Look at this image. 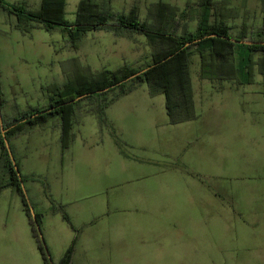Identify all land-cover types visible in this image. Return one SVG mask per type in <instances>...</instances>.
<instances>
[{"label": "rangeland", "instance_id": "1", "mask_svg": "<svg viewBox=\"0 0 264 264\" xmlns=\"http://www.w3.org/2000/svg\"><path fill=\"white\" fill-rule=\"evenodd\" d=\"M81 1H65L63 17L65 21H75L76 11ZM92 1L95 3L97 12L121 15L129 14L135 9L140 20L148 23L156 22L157 12L163 3L166 8L171 9L177 15L175 19L179 23L180 34L184 30L195 32L199 24L198 4L200 0ZM214 1L216 2L215 8H217L215 14L223 12L231 27L232 36L238 37L246 29L247 37H249L252 33H259L264 29V0ZM41 8L42 5L36 11ZM0 11L5 10L0 8ZM1 19L0 12V24ZM6 19L10 23L11 18L6 16ZM214 19L215 16L211 18V21L213 22ZM29 23L30 21H26L24 25L29 27ZM0 31L7 32L10 38L16 36L14 31H10L9 28L5 30L2 25H0ZM25 31L27 32H23L26 36L23 38L24 43L0 41L2 48L0 92L3 99L0 114L5 120L7 115H10L13 104L21 105L26 102L34 106L32 105L34 102L44 100L43 97L49 94L43 92L41 87L49 92L51 89L49 85L54 84L53 80L57 85L56 93L65 87L69 89L88 87L92 81L98 79V74L102 70L113 72L124 65L139 69L151 63L154 53L147 38L140 34L128 32L118 34L105 30L90 31L81 35L77 45L74 46L66 30L60 27L51 31L45 29ZM3 36L0 33V38ZM48 44L54 46L56 51L49 49ZM10 48L13 50L10 51ZM255 58H258V55ZM190 63L192 112L197 120L202 121L201 125L194 124V129L200 131V136L192 137L186 124L177 128L164 129L163 137L176 151L181 150L180 156L184 154L187 142L191 144L190 151L183 157H179L178 162L184 172V176H181L184 181V194L186 197L199 196L203 200L197 205L199 210H195L194 213L185 211L184 215L182 212L177 215L169 214L167 235H165L164 221V235L153 234L147 239L137 236L135 242L146 245L150 249L146 253L147 257L140 254L139 257H134L129 261H120L118 264H264L261 261L264 258H257L258 255H264V248L260 249L263 245L254 243L250 246L243 241L240 236L242 226L240 219L226 211H221L219 207L205 200L212 197L214 193H218L216 191L223 195V191L227 192L228 195L239 200L256 195L257 188H264L255 184L259 179L247 180L248 175L245 172L242 173L240 169L244 159L242 151H244L246 162V159H250L248 152L253 149L258 150L257 141L264 140V75L261 74L259 67L255 66L251 84H241L242 81L247 80V77L240 75L223 81H211L200 77V59L197 55L191 58ZM127 87L132 88L130 95L121 99L119 103L111 104L112 106L106 110L107 125L112 126L109 121L119 116L154 115L159 122L163 121L166 116L168 117L165 109L166 98L163 94H151L149 85L146 83H134ZM145 89L148 92H144ZM53 93L55 92L50 94L51 97ZM96 94L97 92L92 93L94 97ZM117 96L118 90L110 91L103 96V101L109 102ZM150 98L153 103L152 110L148 104ZM97 103V98L85 97L77 106V111L81 113L79 116L83 121V127L79 133L89 142L94 141L97 135L101 137L105 134L104 126L100 127L92 117L95 115L90 112ZM181 115L186 114L183 112ZM143 127L145 128L146 125ZM247 128H249L248 131H246ZM119 131L116 129L115 134L119 140L124 142L122 133L119 134ZM140 131L141 126L138 124L132 129L133 133ZM151 144L152 146L148 147L147 156L155 159L163 146L155 140ZM162 150L165 151V147ZM260 154L263 156V153ZM258 156L257 152L255 160ZM258 164L256 162L255 166L260 169ZM259 171L262 176L264 170ZM19 172L22 175L20 167ZM168 178L170 181L177 179L176 174H170ZM179 181L182 180L179 179ZM30 187L31 184L25 180L24 188L29 198L34 196V191ZM179 187L182 188V185L180 184ZM29 189L30 193H28ZM12 190L6 188L0 191V264H14L13 256L16 255L10 246L12 235H5L3 230L6 228L2 225V219H8L12 225L15 223L18 205L23 203L21 196ZM180 191L182 192V189ZM155 194L156 188L153 190V195ZM233 206L238 208L241 204ZM2 212L5 213L2 215ZM41 232L45 242L42 228ZM237 234L239 236H236ZM111 237L112 235L108 237V243ZM103 239L104 237L99 241L103 242ZM162 239L164 249L165 245L167 246V252L164 251L163 260L160 258L163 262H160L155 255H158L156 249L159 245L157 243Z\"/></svg>", "mask_w": 264, "mask_h": 264}, {"label": "crops", "instance_id": "2", "mask_svg": "<svg viewBox=\"0 0 264 264\" xmlns=\"http://www.w3.org/2000/svg\"><path fill=\"white\" fill-rule=\"evenodd\" d=\"M6 2L12 5L23 4L30 11H36L43 4V0H6ZM0 12L2 17L0 25L4 26L5 30L9 28L16 33L15 37L10 38L7 32L0 31L1 35H4L0 41L4 40L5 43L10 41L17 44L24 43L23 32H27L25 30L31 32L35 29H44L42 25L33 21H30L29 27L22 25L17 15ZM5 15L11 18L10 23L7 22ZM47 46L56 51L54 46L50 44ZM12 50L13 48H10V51ZM1 51L0 46V53ZM1 74L0 72V78ZM53 83L49 85V89L51 88L49 92L41 87V90L49 95L44 96V100L38 103L34 102L32 104L34 106L26 102L21 105L13 104L7 119L15 118L19 113L31 109L48 107L51 101L56 99L55 80ZM143 91L148 92L147 89ZM52 92L55 93L51 97ZM129 95L111 104L119 103L121 99ZM148 104L152 110L151 98ZM80 114L77 111L71 142L65 149L62 147V127L59 116L49 117L38 125H26L11 141V149L19 163L22 176L31 184L30 188L34 191V194L31 192L34 196H30L29 200L31 199L35 213L41 215L40 227L52 260L58 264L73 241H75V250L72 264H118L120 261L139 257L140 254L147 257L146 253L150 249L141 243L137 244L135 242L137 236L147 239L153 234L162 236L165 231L167 235L169 214L177 215L182 212L184 215L185 211L194 213L195 210H199L197 205L203 200L199 196L186 197L184 194V181L183 177L181 178L184 172L178 162L179 157H183L190 151L191 144L187 142L184 154L180 156L181 150L176 151L163 137L164 129L187 124L192 137H196L195 135L200 136V131L194 129V124L201 125L202 121L195 119L171 124L167 116L161 122L154 115L119 116L109 121L112 126H104L105 134L101 137L97 135L94 141L89 142L79 133L83 127ZM92 117L100 127H103L97 116ZM137 124L141 126V131L133 133L132 129ZM143 125L146 127L144 128ZM116 129L120 130L119 134L122 133L124 142L116 136ZM248 130L249 128L246 129ZM154 140L163 146L162 149L165 147V151L161 149L156 158L151 159L147 156V151ZM257 143L258 150L253 149L248 152L250 159H246V162L244 151H242L244 159L240 169L242 173L245 172L248 175L247 180L259 179L255 184L264 187V171L262 176L259 171L264 170V140ZM257 152L259 156L255 160ZM260 153H263V156ZM256 162L259 163L260 169L256 168ZM170 174H176L177 179L170 181L168 178ZM179 179L182 181L180 182ZM180 184L182 188L179 187ZM154 188H156L155 195H153ZM257 189L256 195L239 200L224 191V195L216 191L218 193H214L212 197L205 200L219 207L221 211H226L240 219L242 224L240 236L243 241L250 246L254 243L263 245L260 247L262 249L264 248V188ZM29 191L30 189L28 193ZM238 203L241 206L235 208L233 205ZM54 205L63 206L72 226L59 212L54 211ZM4 213L2 212V215ZM16 218L13 225L8 219H2V225L6 228L3 230L4 234L12 235L10 246L16 253L13 256L14 264H44L23 203L18 205ZM164 221L165 231L163 230ZM111 235L108 243V237ZM102 237H104L103 242H100L99 239ZM157 244L159 245L156 249L158 255L155 257L159 261L160 258L163 260L167 246L165 245L164 249L163 239ZM261 257L264 258V255L257 256L258 259ZM162 260L160 262H163ZM261 261L264 262V259Z\"/></svg>", "mask_w": 264, "mask_h": 264}, {"label": "trees", "instance_id": "3", "mask_svg": "<svg viewBox=\"0 0 264 264\" xmlns=\"http://www.w3.org/2000/svg\"><path fill=\"white\" fill-rule=\"evenodd\" d=\"M66 0H44L39 11L27 10L24 5H12L0 0V8L6 12L17 15L20 24L26 21H33L51 31L57 27L63 28L68 33L71 44L76 46L78 38L90 31L105 30L115 33L128 32L140 34L147 38L153 49L152 61L144 67L135 69L129 65L110 72L102 70L98 79L92 81L88 87H77L65 89L56 93L57 98L53 99L48 107L31 109L19 113L12 119H2L0 124V191L6 188L13 189L21 196L24 211L29 219L33 237L36 240L38 249L42 255L44 264H55L48 251L44 240L40 237L32 218L28 199L23 191L22 183L26 178L18 175L11 161L10 155L4 143L2 130L6 131L5 138L9 142L15 138L26 126H34L45 122L49 117L59 116L62 127V147L67 148L71 142L74 120L77 113V106L80 100L71 102L84 94L97 92L96 97L92 94L86 98H97V105L90 110L97 116L102 126L108 124L106 110L112 102L126 96L132 91L130 86L136 83L149 85L151 94H163L166 98V110L171 124H178L196 119L193 111L192 89L190 84V60L194 55L200 59V77L211 81H223L235 76L247 77L241 84H251L255 66L259 67L264 75V45H242L233 43L230 39L237 41H251L256 43L264 42V29L259 33H252L247 37V30L240 36H232L231 27L223 12L217 13L214 0H200L199 24L195 32L184 30L179 33V23L176 22V14L161 4L157 12L156 22L148 23L141 21L138 13L133 9L129 14L115 15L110 12H97L95 3L92 0H82L77 8V18L73 22L64 20ZM168 13H167V12ZM215 16L214 21L211 18ZM217 35V37H211ZM199 40L198 42H195ZM188 43H190L188 45ZM258 55V58H255ZM148 69L134 79L125 82L107 92H99L107 89L130 76ZM240 83V82H239ZM118 90V96L113 100L103 101V96L108 92ZM3 106V99L0 92V109ZM51 109V111H50ZM186 115L182 116V113ZM3 128V129H2ZM118 144H122L118 140ZM11 147V146H10ZM16 161V160H15ZM19 169V164L16 161ZM47 188V187H46ZM29 198V197H28ZM31 204V203H30ZM54 211L59 212L63 219L71 224V220L63 206L54 205ZM40 225L41 215L35 213ZM75 250V241L69 247L58 264H72V256Z\"/></svg>", "mask_w": 264, "mask_h": 264}, {"label": "water", "instance_id": "4", "mask_svg": "<svg viewBox=\"0 0 264 264\" xmlns=\"http://www.w3.org/2000/svg\"><path fill=\"white\" fill-rule=\"evenodd\" d=\"M211 37H217V35H211ZM198 41H199V40H197V41H195V42H198ZM230 41H232L233 43H238V44H242V45H253V44H255V45H264V42H262V43H256V42H251V41H237V40H235V39H230ZM189 44H190V43H188V45H189ZM147 70H148V69H144V70H142V71H140V72H138V73H136V74L130 76V77L127 78L126 80L120 81L119 83H117V84H115V85H113V86H111V87H109V88H107V89H104V90H102V91H99V92H100V93H101V92H107V91L110 90V89H113V88H115V87H117V86H119V85H121V84H124L125 82H128V81L134 79L135 77H137L138 75L144 73V72L147 71ZM90 94H92V93H90ZM90 94H84V95L80 96L79 98H77V99H75V100H73V101H71V102H67L66 104L68 105V104H71V103H75V102H77L78 100H80V99H82V98H85V97L89 96ZM50 111H51V109H50ZM0 124H1V126H2V116H1V114H0ZM2 129H3V128H2ZM5 133H6V131L3 129V130H2V135H3V137H4V143H5V146H6V148H7V151H8V153H9V155H10L11 161H12L14 167H15V171L17 172L18 175H20V172H19V169H18V167H17V165H16V161H15V158H14V156H13L12 149H11V147H10V144H9V142H8V141L6 140V138H5ZM22 187H23V191H24V193H25V195H26V197H27V199H28L29 206H30V211H31V215H32V218H33V220H34V222H35L36 228H37V230H38V232H39L40 237L43 239V237H42V232H41V227H40V225H39V223H38V221H37V219H36L35 211H34L32 205L30 204V200H29V198H28V194H27V192H26V190H25V188H24V184H23V183H22Z\"/></svg>", "mask_w": 264, "mask_h": 264}]
</instances>
